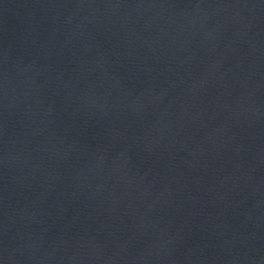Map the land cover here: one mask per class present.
<instances>
[{
    "label": "water",
    "instance_id": "1",
    "mask_svg": "<svg viewBox=\"0 0 264 264\" xmlns=\"http://www.w3.org/2000/svg\"><path fill=\"white\" fill-rule=\"evenodd\" d=\"M0 264H264V0H0Z\"/></svg>",
    "mask_w": 264,
    "mask_h": 264
}]
</instances>
